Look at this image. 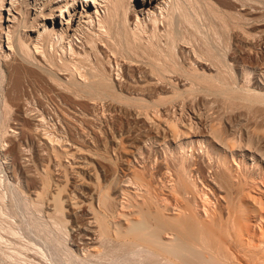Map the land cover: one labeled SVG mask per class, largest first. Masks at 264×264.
<instances>
[{
  "label": "bare ground",
  "instance_id": "1",
  "mask_svg": "<svg viewBox=\"0 0 264 264\" xmlns=\"http://www.w3.org/2000/svg\"><path fill=\"white\" fill-rule=\"evenodd\" d=\"M245 1L0 0V142L7 143L0 154L17 161L32 157L19 140L43 145L34 150V174L29 159L21 165L32 175L18 166L36 184L32 198L15 185L0 190V264L18 263L29 250L41 261L48 254L52 264H264V70L259 83L246 80L254 87L235 89L226 60L231 39L249 48L234 49L233 59L246 55L252 67L260 61L255 50L251 57L255 41L245 38L253 34L241 27L254 10ZM113 64L139 80L115 82ZM242 66L247 77L252 70ZM46 99L76 111L129 106L124 111L143 126L129 140V163L104 164V155L92 156L89 145L84 150L73 141L77 134L58 143L54 135L53 142L38 129L42 121L30 123L22 110ZM10 119L17 140L12 128L4 138ZM50 181L62 187L50 191ZM8 196L13 214L24 218L20 245L22 233L4 209Z\"/></svg>",
  "mask_w": 264,
  "mask_h": 264
},
{
  "label": "rangeland",
  "instance_id": "2",
  "mask_svg": "<svg viewBox=\"0 0 264 264\" xmlns=\"http://www.w3.org/2000/svg\"><path fill=\"white\" fill-rule=\"evenodd\" d=\"M245 1V0H244ZM254 1V2H253ZM249 0V3H247L248 2V0L247 1H245V3H247V4H253V6L255 5V6H258L257 8H255V6L253 7L252 5H250L252 8H250V10H252V9H254V10H252L251 11V14H249V9L247 10H245V11H248V12H246L245 13V11L243 10L242 11V13L245 15V18H247V16L246 15H253L254 13H253V11H255V14L253 15V17L252 16H249L248 15V19H246V20H248L249 22L248 23H245L244 21L242 22V24H241V27L243 28V30L244 31H246L247 30V32H246V34L247 33H250L253 37H251L250 35H247V37L245 36V38L247 39L248 37H250V38H248V40H249V43H251L253 40L255 41V42H252V45H253V43L255 44L256 43V45H254V49L253 48H251L250 50H252V54H251V57L252 56H254L253 55V53H254V51L253 50H255L256 51V54H257V56H258V60H260L261 61V63H260V61H258L257 63H258V65L259 66H261V67H258V65L256 66V67H252V64L251 63H253L252 61H251V58H248L246 55H244V57L242 56V55H240L241 56V58H239L238 57V59L236 60V57H234V59H233V57H231V54L232 55H234V53H231L230 54V52H232L234 49L235 50H237L240 46L241 47H243V48H241L242 49V51L245 49V50H247L248 51V46H246L245 44H243V43H239V47L237 48L236 46H234V43L232 44V40L230 39L229 40V42H228V47H229V49H227L228 51H227V57H226V60H227V62L228 63H230L231 61H232V63L233 64H235V65H233L232 63L231 64H228L229 65V67L232 69V74H233V83H234V85H233V87L235 88V89H237L238 88V86H239V88L240 87H242V86H249L250 84L249 83H247V81L248 80H250V83H252L251 81H255L256 83H259V81H260V79H262L261 78V71L260 70H264L263 69V67H262V65H264V62L262 63V60L261 59H263V61H264V46H263V44H264V4H263V0ZM252 2V3H251ZM257 3V4H254V3ZM260 2V3H259ZM262 4V6H260L259 7V5H261ZM247 8H249V7H247ZM259 8V9H258ZM257 10V11H256ZM3 13V12H2ZM5 14H6V12H4ZM261 14V15H260ZM255 16V17H254ZM250 17H252L251 19H250ZM261 17V18H260ZM254 18L255 19H257V20H254ZM245 20V21H246ZM251 20V21H250ZM263 20V21H262ZM255 21V22H254ZM247 22V21H246ZM258 22V23H257ZM253 24H255L254 26H253ZM257 24V25H256ZM245 25V26H244ZM250 25V26H249ZM249 26V27H248ZM252 26V27H251ZM257 26V27H256ZM261 26V27H260ZM251 27V28H250ZM258 29H259V31H258ZM260 29H262V30H260ZM256 30V31H255ZM243 31V32H244ZM249 31V32H248ZM258 32V33H257ZM259 32H260V34H259ZM245 34V35H246ZM263 34V35H262ZM257 35V36H256ZM243 36H244V34H243ZM259 36V37H258ZM256 38V39H255ZM252 39V40H251ZM250 40H251V42H250ZM258 42H259V44H258ZM231 43V44H230ZM259 45V46H258ZM256 46L257 47H259V48H256ZM234 47H236V48H234ZM256 48V49H255ZM241 49H239V50H241ZM231 50V51H230ZM263 51V52H259V51ZM241 51V52H242ZM257 51H258V53H257ZM234 52V51H233ZM237 52V51H236ZM244 52V51H243ZM228 54H230V55H228ZM255 54V53H254ZM255 54V55H256ZM261 54H262V56H261ZM245 56L247 57L246 59H245ZM260 56V57H259ZM231 57V59H229V58ZM120 58V57H119ZM119 58H118V60H119ZM121 60H122V58H120ZM244 60V62H242L243 60ZM230 60V61H229ZM241 60V61H240ZM247 60V61H246ZM237 61H238V65L236 64L237 63ZM241 62V63H240ZM246 64L245 66L243 65H241V64ZM251 64V66H248V65H250ZM237 65V66H236ZM113 66H114V68H112V75H114V77L113 78H118V80H116L115 82H118V83H121V85H126V84H128L129 82L130 83H133L132 81H138L139 80V77H137V74L134 76V78L132 77L131 79H130V76L129 75H127L126 73H122L121 72V69H119V67L116 65H114L113 64ZM241 66H242V71L243 70H246L247 72L249 71H251L249 74H248V79H247V77L245 76V75H247V74H245V75H243V74H241ZM117 67H118V69H117ZM235 68V69H234ZM244 68H246V69H244ZM254 68V69H253ZM256 68V69H255ZM257 68H259L258 70H257ZM262 68V69H261ZM115 69V70H114ZM248 69V70H247ZM120 72H119V71ZM253 70H254V72H253ZM119 72V73H118ZM117 73V74H116ZM255 74V75H254ZM257 74H260L259 76L257 75ZM263 74V73H262ZM240 75H242V77L240 76ZM249 75H251V76H249ZM120 76V77H119ZM139 76V75H138ZM246 78H245V77ZM256 76V77H255ZM252 77V78H251ZM244 79L243 81H242V79ZM126 79V81L128 82H124V80ZM129 79H130V81H129ZM241 79V80H240ZM240 80V81H239ZM247 80V81H246ZM257 80V81H256ZM241 81H242V83H246V85H244V84H242L241 83ZM238 84V85H237ZM249 84V85H248ZM250 86H252V87H254L253 85H250ZM237 87V88H236ZM115 88L119 91V87L116 85L115 86ZM119 88V89H118ZM122 89V88H121ZM41 97V96H40ZM212 98H214V97H212ZM211 98V99H212ZM216 99V98H215ZM212 99V100H214V102H216L215 104H221V100L220 99ZM219 100H220V102H219ZM33 103H34V106H33V103H29V104H27L25 107L26 108H22V110H23V112H25L24 114H23V112H22V114L24 115V116H26L27 115V117L29 116V114H30V118H31V116L33 117V118H31L30 120H28L30 123L31 122H36V123H38V126H39V122L40 121H38V120H41L42 121V124H40L41 126H39L38 127V129L40 130H42L41 132H44V133H46V134H48V133H50L52 136H51V140L53 139V137H54V135H55V137L54 138H56L57 139V141H56V139L54 140L53 139V142L54 141H56V143H58V141L60 142H63L64 140H66V141H64V142H72V140L71 139H73V137L74 136H72V135H76L77 134V136H75L74 137V140L73 141H77V143H78V141H80V143L82 144V145H84V146H81L84 150L86 149L85 147L87 146V145H89L90 146V149L87 147V149L89 150V152H90V154L92 155V156H97V155H104L103 157L104 158H106L104 161L103 160H100V162L102 163V161L104 162V164H109V165H111V166H115V165H117V164H119V163H123V164H128L129 162L127 161V159H129L128 157V153H129V151L130 150H132V148L131 147H128V146H132V145H130V142H129V140H133V139H135L134 137H136L137 139L139 138V137H137L138 135H140V129H141V124H139L140 123V120L139 121H137V119H135L136 117H134V119L136 120V121H134V119H132L133 118V114H130V111H129V114L127 113L128 112V109L130 110V108H129V106H126L125 104L124 105H122L121 106V108H120V106H118V107H116L117 108V110L118 111H115L116 109L114 108H110L109 109V107L107 108L106 106L104 107H101L102 105H98V107H96L95 109H96V111L93 109V111L96 113H94L92 110H87L86 111V109L85 110H83V109H79V108H77V111H76V109L74 108V110L73 109H71V108H69V107H67V106H64L63 104H57V103H52L51 101H49V100H47L46 99V101L44 100V104L43 105H46L47 103H49V104H47L45 107L44 106H42V104L41 105H37V104H39L38 102H37V104H36V101L35 100H33L32 101ZM45 102H46V104H45ZM32 104V105H31ZM54 105V107H53V105ZM58 105H61L62 106V108L63 107H66L65 109L66 110H69V111H65V109H64V111H62V113H61V115L64 117V119H62V116L61 115H59L60 114V112L61 111H58V110H61L62 108H61V106H58ZM28 106H29V108H28ZM57 106V107H56ZM101 108H100V107ZM30 107H36V109L34 110V108H30ZM39 107H40V109H39ZM44 107V108H43ZM53 109H52V108ZM128 107V108H127ZM57 108H59V109H57ZM26 109H30V111L29 110H27L26 111ZM46 110V109H48L46 112L44 111V112H42L43 110ZM62 109V110H63ZM105 109V110H104ZM106 109H109L108 111H106ZM31 110L33 111V112H36L37 111V117H36V114L35 113H33V112H31ZM42 110V111H41ZM54 110V111H53ZM104 110V111H103ZM124 110H127V112L126 111H124ZM13 111H14V109H13ZM79 111V112H78ZM91 111V112H90ZM110 111V112H109ZM114 111V112H113ZM120 111V112H119ZM28 112V113H27ZM38 112L40 113V114H38ZM59 112V113H58ZM64 112H66V114L64 113ZM69 112V113H68ZM75 113L73 116H71V115H69V114H71V113ZM98 112V113H97ZM104 112V114H102ZM116 112V113H115ZM124 112V113H123ZM126 112V113H125ZM27 113V114H26ZM49 113V114H48ZM80 113H82V115L80 114ZM115 113V114H114ZM122 113V114H121ZM26 114V115H25ZM43 114V115H42ZM86 116H85V115ZM90 114V115H89ZM111 114H113V115H111ZM39 115H40V117H41V115H42V117H43V120L40 118L39 119ZM55 115H56V117H55ZM77 115H79V117L77 116ZM122 115V116H121ZM127 115V116H126ZM130 115H131V117H130ZM35 116V117H34ZM55 118H54V117ZM66 116H67V119H66ZM77 117V119L79 118V120H77L76 119V117ZM26 117V118H27ZM60 117V118H59ZM72 117H74L73 119H72ZM80 117H82V118H84V120H83V122H81V119L82 118H80ZM89 117V118H88ZM93 117V118H92ZM104 117V118H103ZM128 117V119H126V118ZM204 117H205V115H204ZM29 118V117H28ZM34 118L36 119L37 118V121L36 120H34ZM68 118H70V120H73V121H70V122H68ZM96 118H98L97 120H96ZM102 118V119H101ZM62 119V120H61ZM77 120V122H76V120ZM88 119V120H87ZM91 119V120H90ZM95 119V120H94ZM100 119V120H99ZM126 119V120H125ZM12 119H10L9 121H11ZM9 121H8V123H9ZM64 121V122H63ZM68 122V123H65V122ZM90 121V122H89ZM91 121H92V123H91ZM97 121V122H96ZM127 123H126V122ZM12 122V123H11ZM10 122V124L8 125L7 124V126H6V129L4 130V131H6L7 132V130H8V132H7V134H6V132L4 133V131H3V134H4V138H6V137H9L10 135H12V137L14 138V139H16L17 140V138H19L18 136H19V134L17 133V130H15V127H17V126H15L13 123H15V121H11ZM62 122V123H61ZM74 122H76V123H74ZM84 122H86L85 124H84ZM89 122V123H88ZM93 122H95V123H93ZM130 122V123H129ZM132 122V123H131ZM135 122V123H134ZM136 122H137V124H136ZM139 122V123H138ZM41 123V122H40ZM59 124V126H58V124ZM64 123H65V125H64ZM80 123V124H79ZM97 123V124H96ZM105 123H107L106 125H105ZM134 123V124H133ZM68 124V125H67ZM70 124H75L76 126H77V124H79V126L80 127H76V126H73L72 125V127H75L76 128V131H75V128H72V129H70L69 128V130L70 131H68V128H66V127H68V126H70ZM90 124V125H89ZM91 124H93V125H91ZM123 124V125H122ZM13 125V126H12ZM67 125V126H66ZM108 125V126H107ZM122 125V126H121ZM129 125H130V128H129ZM89 126V127H88ZM100 126V127H99ZM61 127V128H60ZM91 127V128H90ZM96 127V128H95ZM115 127V128H114ZM118 127H119V130H118ZM122 127V128H121ZM137 127L139 128V130H137L136 131V129H137ZM143 127V126H142ZM11 128H12V130L13 131H15V133H12L11 134ZM78 128H81L80 130L81 131H83L82 132V134H78V132L80 131ZM82 128H84V129H82ZM106 128H107V130H106ZM112 128V129H111ZM128 128H129V130H128ZM59 129H60V132H59ZM74 129V130H73ZM89 129V130H88ZM93 129V130H92ZM95 129V130H94ZM120 129H122V131L120 130ZM127 129V130H126ZM64 130H65V132H64ZM71 130H72V132H71ZM79 130V131H78ZM85 130V131H84ZM98 130V131H97ZM104 130V131H103ZM110 130V131H109ZM125 130V131H124ZM131 130L133 131V133L135 134H133V133H131ZM262 130H263V133H264V129L262 128ZM262 130L259 132V134H263L262 133ZM9 131H10V135H9ZM74 131V132H73ZM80 131V132H81ZM97 131V132H96ZM116 131V132H115ZM119 131V132H118ZM130 131V132H129ZM139 131V132H138ZM73 133V134H69V133ZM86 134H85V133ZM91 132V133H90ZM96 132V133H95ZM127 132H129L128 134H127ZM137 132V133H136ZM142 132V131H141ZM85 134V136H86V138H87V140L85 139V138H83V137H85L84 136V134ZM108 133H110V134H108ZM114 133V134H113ZM0 134H2V132H0ZM50 134H48V135H50ZM99 134H101V135H99ZM128 135V137L130 136V135H133V138H132V136L131 137H129L128 139H127V135ZM130 134V135H129ZM138 134V135H137ZM15 135V136H14ZM17 135V136H16ZM58 135V136H57ZM63 135V136H62ZM112 135V136H111ZM114 135V136H113ZM121 135V136H120ZM1 136V135H0ZM69 136H70V138H69ZM92 138H91V137ZM124 136H126V137H124ZM62 139H61V138ZM64 137V138H63ZM98 137H99V139H98ZM103 137H105V138H103ZM58 138H60L59 140H58ZM81 138V139H80ZM89 138V139H88ZM64 139V140H63ZM96 139H98V142H97V140ZM104 140L105 141V145H104V141H103V143H102V140ZM110 139V140H109ZM117 139V140H116ZM90 140H91V142H92V144L90 145V143H87V142H90ZM109 140V141H108ZM126 140H127V142H126ZM3 141V140H2ZM0 142V151L2 150V148H4V147H7V143H5V141H4V144H2L3 142ZM20 141V143H21V146H22V144H23V146L25 147V149L26 150H28L27 152H26V150L24 149V147L22 146V148L25 150V152L27 153V155H31L30 157L31 158H29L28 156L27 157H21L20 158V160H19V158H18V160L17 161H12L11 162V158L12 157H4V156H2V154H0V179L2 180L1 182H0V190H4L5 191V193H6V190H7V193H8V188H10V187H14L13 185H15V187H21L22 189H23V191H24V194L26 195V196H28V198L30 197V198H32V196H31V189H32V191H34L35 190V186H36V184L35 185H33V182H31L30 180H28L29 179V175H32V174H34V171H36L35 170V164L36 163H34L33 161H34V159H35V157H34V150H35V148H39V147H36L37 145L38 146H43V145H40V143L42 142V141H40V143H39V141H38V144L35 142V141H37V140H33V141H30V140H26L25 142H27V144L25 143H22L23 141H21V140H19ZM32 142V143H30V142ZM82 141V142H81ZM85 141V142H84ZM115 141H117V142H119V143H117V142H115ZM36 144H35V143ZM95 142H97V143H95ZM132 142H134V141H132ZM99 143H101V144H99ZM136 143V142H135ZM143 143V142H142ZM142 143H138V145L139 146H141V145H143ZM30 144H32V145H30ZM42 144V143H41ZM85 144H86V146H85ZM104 146H103V145ZM124 144V145H123ZM127 146H126V145ZM26 145V146H25ZM96 145H98V146H96ZM99 145H101V146H99ZM122 145H123V147H122ZM137 145V144H136ZM148 145V143H146V146ZM1 146H2V148H1ZM34 146V147H33ZM92 146V147H91ZM94 146V147H93ZM110 146V147H109ZM122 148H121V147ZM28 149H27V148ZM31 147V148H30ZM105 147V148H104ZM114 147V148H113ZM124 147H125V149H124ZM34 148V149H33ZM109 148V149H108ZM32 149V150H31ZM40 149V148H39ZM86 149V150H87ZM101 149V150H100ZM113 149H115V151L113 150ZM3 150H5V148L3 149ZM107 150H108V152H107ZM125 150H126V152H125ZM95 151V152H94ZM102 151V152H101ZM2 152V151H1ZM114 152V153H113ZM128 152V153H127ZM29 153V154H28ZM101 153V154H100ZM120 154L119 156L117 155V154ZM122 153V154H121ZM125 153V154H124ZM112 154H114L115 156H113ZM123 155V156H122ZM97 157H99V156H97ZM109 157H111V160L109 159ZM115 157V158H114ZM5 158V159H4ZM27 158V160L29 159V163L26 161V164L28 163L29 164V167H32L31 169H32V174L30 173V168L28 167L27 168V166H22L21 164H25V160H23V159H26ZM114 158V159H113ZM127 158V159H126ZM13 159V158H12ZM30 159H31V161H30ZM125 161H124V160ZM9 160H10V164H12V165H10L9 164ZM18 161H23V162H19V163H17ZM111 161V162H110ZM120 161V162H119ZM130 161V160H129ZM13 162H15V163H13ZM31 162V163H30ZM119 162V163H118ZM125 162V163H124ZM8 164V165H7ZM15 164V165H14ZM23 164V165H24ZM25 164V165H26ZM34 165V167H33V165ZM14 165V166H13ZM19 165H21L22 167H24V169L26 168V170H29L27 173H30L28 176L26 175V170L25 171H22L21 170V168L20 167H18ZM31 165V166H30ZM118 166V165H117ZM95 167V166H94ZM126 167V166H125ZM18 168V169H17ZM36 169H37V166H36ZM38 169H41V167L40 168H38ZM95 170L94 171H96V172H98L99 171V169L97 170L96 168H94ZM21 171V172H20ZM51 171V173L53 172V173H57L58 171L57 170H55V171H57V172H54V170H50ZM25 172V173H24ZM13 173H14V175H13ZM20 173V174H19ZM52 173V174H53ZM99 173H101V172H98V175H100ZM16 174V175H15ZM21 178L20 179V181H18V179H19V177ZM22 175V176H21ZM23 175H25V177L23 176ZM13 176V177H12ZM15 176H16V178H17V180H16V178H15ZM86 178V177H85ZM23 179H26L25 180V182H23L24 180ZM16 180V181H15ZM28 180V181H27ZM9 181H10V183H9ZM26 181H27V183H26ZM59 182L61 181V180H58ZM58 181H56V183L58 182ZM13 182H17L18 184H16V183H14L13 184ZM52 181H50V187H49V189H51L50 191H52L53 189H54V187H55V185L56 186H58L59 188H61L62 186H60L61 184L63 185L64 184V187H63V190L64 191H62L61 192V197H65V194L67 195V192H68V190H67V192L65 191L66 189H67V187L65 188V183H61L60 182V185H58V183L57 184H54V183H51ZM2 183V184H1ZM22 185H21V184ZM30 183H32V185L30 184ZM23 184H25V185H23ZM1 185H3V186H1ZM5 185V186H4ZM8 185H9V187H8ZM12 185V186H11ZM18 185V186H17ZM21 185V186H20ZM26 185H30V187L28 186H26ZM34 186V187H33ZM1 187H3V188H1ZM4 187L6 188V190L4 189ZM8 187V188H7ZM58 187H56V188H58ZM65 188V189H64ZM25 189V190H24ZM36 190L37 191H40V189H37V187H36ZM3 191V192H4ZM26 192H28V194L26 193ZM62 195H64V196H62ZM5 199H7V202H5L4 204H6L5 206H4V209L6 208H8L7 210L9 211H7V210H5V212L7 213V214H9L11 211H12V207H11V203H10V201H9V196L8 197H6ZM6 201V200H5ZM9 201V202H8ZM68 206H69V204H67ZM66 204H63V207L65 208L64 209V211L66 210V208L68 207ZM9 208H11V209H9ZM69 209V207L67 208V210ZM67 210H66V213H67ZM14 211V210H13ZM12 211V216L14 217V218H17V216H18V218H19V220H18V218L17 219H14V218H12V217H10V215H11V213H10V215H8V218L10 219V222L12 223V221L11 220H13L14 222H15V225L16 224H18V227L16 226H14L13 224V226H14V228H16V231H18V232H21L22 233V239L20 238V239H18V245H20V244H23V239H25L26 240V238H24V235H25V233H24V230H23V221H24V218H23V216H21L20 214H19V212L17 211V212H15V214H13L14 212ZM5 213V214H6ZM17 213V214H16ZM65 213V212H64ZM65 213V215L67 216V218H69V216H68V213L66 214ZM6 214V215H7ZM15 215H17V216H15ZM40 216H42V217H44L43 215H42V213L40 212ZM6 216H4V218H5ZM22 217V218H21ZM7 218V219H8ZM70 220H69V222L67 223V226L68 227H71L72 225H74V223H72V222H74V220H71V218H69ZM21 220V221H20ZM70 221H71V223H70ZM13 222V223H14ZM22 223V224H21ZM21 226V227H20ZM18 228H19V230H18ZM70 229V228H69ZM23 230V231H22ZM3 234V233H2ZM5 234V233H4ZM3 237H5L7 240L8 239H10L9 237H6V234H5V236L3 235ZM17 239V238H16ZM31 239L32 240H34V241H37L36 239H34L33 237H31ZM12 240V239H11ZM10 240V241H11ZM17 241V240H16ZM22 241V242H21ZM25 242V241H24ZM7 243V242H6ZM10 243V242H9ZM17 243V242H16ZM20 243V244H19ZM37 247H39V243L37 242ZM3 245H5V243L3 244ZM7 246V245H6ZM5 246V247H6ZM8 246H10V245H8ZM7 246V247H8ZM4 247V246H3ZM41 247V246H40ZM5 250H7L6 248H4ZM26 252H27V254H26ZM26 252H24V254H23V252H22V257H20V260H23V261H20V260H18V263H15V264H22L21 262H23V264H42V263H44V264H52V262L50 261V260H48L47 258H48V254H47V256H46V258H45V260L43 261V259H42V261H41V259H39V257H37L36 256V254H34V255H32L34 252H33V250H29V251H26ZM26 257H25V256ZM28 256V257H27ZM22 258H24V259H22ZM27 258V262L25 261V259ZM42 258V257H41ZM38 259V260H37ZM20 261V262H19ZM25 261V262H24ZM29 262V263H28Z\"/></svg>",
  "mask_w": 264,
  "mask_h": 264
}]
</instances>
